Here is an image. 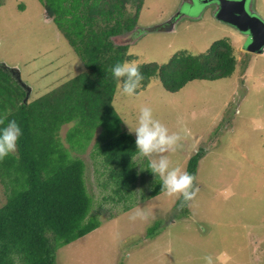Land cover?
<instances>
[{
    "label": "rangeland",
    "instance_id": "374dc122",
    "mask_svg": "<svg viewBox=\"0 0 264 264\" xmlns=\"http://www.w3.org/2000/svg\"><path fill=\"white\" fill-rule=\"evenodd\" d=\"M191 2L144 0L135 29L115 39L127 45L125 61L164 63L178 50L200 53L226 37L236 58L233 75L192 80L176 92L153 78L133 97L119 95L116 87L111 103L129 132L139 106L147 105L154 118L181 135L176 151L165 153L171 166L186 171L190 156L203 150L194 182L199 192L187 204L188 216L173 215L177 197L164 192L148 197L153 178L148 159L138 155L133 158L138 177L120 198L96 152L101 128L77 151L66 139L74 123H65L60 141L83 160L89 213L101 223L59 247L54 264H204L206 255L214 264H264V50H242L246 36L215 18L213 5L176 17L181 7L196 11ZM250 7L264 20V0H251ZM0 63L16 69L31 88L27 101L84 70L39 0H0ZM5 201L0 180V206ZM137 208L147 219H131Z\"/></svg>",
    "mask_w": 264,
    "mask_h": 264
},
{
    "label": "trees",
    "instance_id": "16d2710c",
    "mask_svg": "<svg viewBox=\"0 0 264 264\" xmlns=\"http://www.w3.org/2000/svg\"><path fill=\"white\" fill-rule=\"evenodd\" d=\"M39 1L45 18L54 23L84 70L23 102L25 89L9 67L0 63V117L8 112L5 124L14 119L22 130L17 150L0 160V180L6 192V201L0 206V264H54L59 247L101 223L89 213L92 200L84 183V162L60 141L63 124L74 123L66 139L69 148L77 151H83L93 132L101 128L96 152L109 169L108 177L120 198L129 193L138 177L133 161L138 155L135 138L111 105L118 81L110 69L127 58V45L115 39L135 29L144 0ZM138 65L144 80L137 93L153 78L165 90L176 92L192 80L232 76L236 58L232 43L224 37L200 53L182 49L164 63ZM203 154L198 149L190 156L186 166L189 174L196 175ZM148 173L153 178L150 198L163 191L160 178L149 169ZM181 204L179 197L175 217L188 216V203Z\"/></svg>",
    "mask_w": 264,
    "mask_h": 264
},
{
    "label": "clouds",
    "instance_id": "9594fccd",
    "mask_svg": "<svg viewBox=\"0 0 264 264\" xmlns=\"http://www.w3.org/2000/svg\"><path fill=\"white\" fill-rule=\"evenodd\" d=\"M112 76L118 81L117 93L121 96L133 97L141 87L144 75L136 61H124L115 64L111 69ZM8 112L0 117V160L17 150V141L22 135L18 123L7 119ZM130 129V128H129ZM130 132L135 134L136 153L140 158L148 159V169L162 181V189L169 197H182V204L195 199L199 188L194 185V175L183 171L180 167L171 166L165 153L175 152L182 137L177 132H170L160 120L154 118L153 110L147 105L139 106L136 127ZM148 213L140 208L133 210L131 219H147ZM204 264H214L213 257H202Z\"/></svg>",
    "mask_w": 264,
    "mask_h": 264
},
{
    "label": "water",
    "instance_id": "95a60500",
    "mask_svg": "<svg viewBox=\"0 0 264 264\" xmlns=\"http://www.w3.org/2000/svg\"><path fill=\"white\" fill-rule=\"evenodd\" d=\"M251 0H192L191 6L196 11L181 7L176 17L184 14H198L203 6L213 5L215 18L235 26L246 36V42L242 46L245 50L254 54H261L264 50V20L250 7ZM10 69V68H9ZM18 83L25 89L23 102H27L31 88L20 78L16 69H10Z\"/></svg>",
    "mask_w": 264,
    "mask_h": 264
}]
</instances>
